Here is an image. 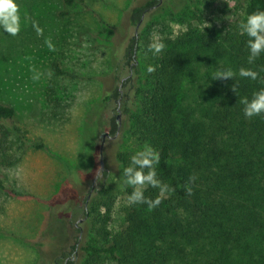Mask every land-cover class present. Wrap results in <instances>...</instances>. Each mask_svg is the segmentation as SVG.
Listing matches in <instances>:
<instances>
[{"label": "trees", "instance_id": "trees-1", "mask_svg": "<svg viewBox=\"0 0 264 264\" xmlns=\"http://www.w3.org/2000/svg\"><path fill=\"white\" fill-rule=\"evenodd\" d=\"M159 3L145 0L130 7L127 21L134 32L112 51L109 84L100 96L109 135L118 132L120 112L142 142L133 151H115L122 170L120 191L128 197L142 190L159 203L149 210L146 204L128 202L124 227L111 229L116 191L108 171L100 170L99 186L87 197L89 185L77 203L61 210L66 243L50 252L41 247L55 242L59 220L51 212L43 235L34 242L41 249L38 254L45 255L42 264H264V114L246 118L240 103V97L264 87V52L248 63L247 37L238 24L225 36L192 24L196 14L187 20L178 12L183 27L176 31L171 18L158 24L160 12L148 11H156ZM259 10H264V0H247L246 16ZM153 20L159 25L157 38L165 45L155 55L145 40L149 28L143 31ZM141 51L147 55L143 69ZM200 58L211 63L221 59V69H231L233 76L221 74L214 87L202 93L206 77L198 75ZM149 65L152 72L147 71ZM240 67L257 71V79L240 77ZM52 69L57 76L75 77L57 62ZM14 115L12 106L0 103V164L5 166L16 161L7 158L13 135L22 149L43 147L23 134ZM103 130L100 127L99 133ZM145 144L158 152L152 167L171 191L147 182L138 189L127 182L123 168ZM99 150L94 148L87 161L99 157ZM148 170L144 166L143 171ZM77 209L82 225L72 221Z\"/></svg>", "mask_w": 264, "mask_h": 264}, {"label": "rangeland", "instance_id": "rangeland-1", "mask_svg": "<svg viewBox=\"0 0 264 264\" xmlns=\"http://www.w3.org/2000/svg\"><path fill=\"white\" fill-rule=\"evenodd\" d=\"M144 1L74 0L67 4L64 0H0V103L13 107L14 123L28 139L43 144L42 148L22 149L13 135L7 158L16 161L0 164V264H42L45 255L38 254L41 249L34 242L43 235L51 212L59 220L54 227L55 242L41 248L51 252L66 243L61 210L82 198L99 168L98 156L91 163L87 157L94 148L99 150L100 127L107 131L100 96L109 84L111 54L134 32L127 21L130 7ZM159 2L156 11L148 12H160L158 24L175 20L170 21L174 31L183 27L177 21L182 13L186 19L196 14L192 24L201 30L213 28L221 36L246 18L247 0ZM156 26L153 20L144 27V32L149 28L145 38L149 43L157 38ZM200 59L198 75L206 77L201 85L205 93L214 87L215 72L226 68L222 65L221 69V59L212 63L209 58ZM138 60L139 67L147 66L143 51ZM53 62L75 77L55 75ZM34 75L39 78L34 80ZM119 114L117 134L105 137L101 147L103 169L116 191L109 224L114 230L124 227L129 202L120 191L122 170L115 151H133L142 145L125 115ZM132 156L126 167L140 168L133 164ZM99 176L95 187L101 182ZM135 186L142 189L145 185ZM82 217L77 209L72 221L82 225Z\"/></svg>", "mask_w": 264, "mask_h": 264}, {"label": "clouds", "instance_id": "clouds-1", "mask_svg": "<svg viewBox=\"0 0 264 264\" xmlns=\"http://www.w3.org/2000/svg\"><path fill=\"white\" fill-rule=\"evenodd\" d=\"M7 7V6H5ZM238 29L242 35H246V46L248 49V63L251 64L253 60L258 57L262 52H264V10L254 11L249 13L244 20L238 24ZM15 29H13V32ZM40 29L37 28L39 33ZM51 48V44H49ZM165 47L164 43L156 37H153L152 42L149 44V49L155 55L161 52ZM148 72L153 71L151 65L147 68ZM224 75L227 77H232L233 72L231 69H226L223 73L219 71L215 72V75ZM240 77H246L251 80H256L258 77V72L251 69L240 67L238 70ZM34 80L38 79V76L32 77ZM240 103L243 106L242 112L244 117L250 118L253 116H259L264 114V87L252 92L251 96L240 97ZM141 150H137L138 155L132 156L133 164L140 165V168L134 169L132 166H127L123 168V172L128 174L127 182L134 185H145L147 182L152 187H158L160 191H171L166 184H162L157 178L155 169L152 167L153 162L159 160V154L156 152L151 145L145 144ZM149 166L147 173L143 171L144 166ZM186 190L190 193L191 188L186 187ZM128 201L133 204L143 203L146 204L148 209L151 210L154 206L159 203V198L149 199L144 196L142 190H135L128 196Z\"/></svg>", "mask_w": 264, "mask_h": 264}, {"label": "water", "instance_id": "water-1", "mask_svg": "<svg viewBox=\"0 0 264 264\" xmlns=\"http://www.w3.org/2000/svg\"><path fill=\"white\" fill-rule=\"evenodd\" d=\"M119 116H120V114L118 112L117 116H116L117 119H119ZM116 134H117V132L115 134H113V135H109L108 131H106V130L101 132V134H100V136L102 138V141H101L100 150H99V168L97 170V174L94 176V178L91 181L90 191H89L87 197L90 195L91 191L95 187V184H96L95 182H96V178L98 176L99 171L103 169V157H102V152H101L102 142H103L105 137H114ZM79 220H81V218Z\"/></svg>", "mask_w": 264, "mask_h": 264}]
</instances>
